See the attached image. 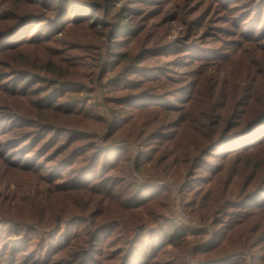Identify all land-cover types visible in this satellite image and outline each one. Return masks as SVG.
<instances>
[{
  "label": "rangeland",
  "instance_id": "374dc122",
  "mask_svg": "<svg viewBox=\"0 0 264 264\" xmlns=\"http://www.w3.org/2000/svg\"><path fill=\"white\" fill-rule=\"evenodd\" d=\"M48 1L50 2L27 0V11H33L36 17L28 20L18 36L11 35L6 39H17L12 40V43L28 40L30 44L22 45L25 42L20 41L13 47L20 49L18 52L15 49L0 55V61H4L8 66L0 62V179L11 183V187L1 193L3 196L0 198L1 217L9 216L25 220L29 224H36L34 213L25 212V202L32 199L38 184V197L44 193L41 186H45L55 191L67 190L74 198L79 199L78 197H85L80 191L81 188L70 189L71 187H66L67 185L101 183L103 179L101 170L94 168V163L96 160L101 163L99 158L103 160L109 157L108 150H104L106 149L104 147L111 143L105 141L109 129L104 120L113 117L110 112L118 108L122 109L116 104L117 101L113 100L125 95L121 89L125 80L111 82L109 77L98 79L102 70L100 53L105 52V59L109 60L115 53L129 51L133 56L144 48H151L149 55L152 56L142 62V65H155L159 67L157 69L164 66L172 67L166 68L163 72L173 75V79L185 76L189 69L199 66V62L191 60L187 63L185 60H189L191 56L203 57V55L212 58L207 60L209 66H217L215 70H220L223 74L229 72L231 76L248 79L251 71L256 69L264 75V0H115L102 10V12L110 11V15L107 17L98 15V19L114 20L115 15L118 19L114 21L117 22L120 19L117 16L120 11L126 8L134 11L139 9V14L134 15L133 20L124 21L135 26L137 30L130 36H125L124 31L120 34H110L106 43L103 42V38L109 34L108 28L89 23L97 12L102 13L100 10L87 8L85 2L79 4L78 8V3L74 2L69 12L54 21L59 15L56 14V9L62 0ZM4 3L5 1L0 0V5ZM77 10L83 14L80 19H74ZM0 16L4 18V22L0 21V23L14 21L9 18L8 12L0 10ZM48 26H51V29ZM47 34H52L53 39L46 40ZM122 40L123 42L119 44L118 41ZM166 43H169L170 50L161 54V49ZM47 52L55 56L58 69L62 71L76 65L73 68L79 73L76 84L49 88L51 84L46 82V77L52 79L54 74H46L43 79L39 76L30 78L26 85L23 79L26 75L24 72L14 74L15 72L9 70L14 69L15 62L38 66ZM169 61L175 64H170ZM140 67H136L129 74V78L133 81L139 80L144 75ZM25 70L34 71V68ZM29 86L32 88L28 89ZM73 89L80 91L73 92ZM169 91L175 92L173 88ZM173 99L178 102L180 100L177 97ZM79 138L81 140H77ZM86 147L89 149L87 153L76 154L81 148ZM24 156H27V159L22 160ZM85 157L91 160V164L87 167L88 162H85ZM205 160L213 166L222 164L219 158L211 155L206 156ZM18 163L24 164L23 169L15 166ZM171 186L172 196L165 197L161 203L171 204L174 213L164 212L160 215L163 216L160 220L161 225L144 230L139 227L135 234V224L132 220L124 221L121 218L123 221L121 219L120 221L126 228L115 227L113 236H110L112 231L106 229L97 241H83L82 248L92 249V254L89 253V261L98 264L97 261L104 259V264L123 263L131 245L130 263L132 264H148L142 261L143 259H147L150 263L154 259L157 264H201L199 258L205 259V257L194 255L191 250L195 245H207L212 241L211 233L220 225H210V235L204 232L198 234L202 232L200 230L196 232L188 230L186 239L189 242H185L184 235L180 239L182 245L178 247L164 243V231L170 223L191 227L197 222V219L193 220L191 213L185 208L182 196L179 194L180 186L174 184ZM198 187L200 186L196 188ZM47 210L46 208L43 210L42 219L47 218ZM163 211L165 208L158 210L159 213ZM86 213L79 202L77 208L68 213H64L61 209L52 215L55 219L53 227L49 228L48 232L39 234L31 232L33 230L30 231L25 226H18L13 230L14 226L0 224V232H2L0 256H5L0 259V264H15L17 259L21 260V264H37L36 260L41 257L45 259L46 255L50 257L43 264H51L49 261H54L59 255L63 240L69 239L70 235H79L77 237L79 238L83 234L84 225L87 220L90 221L84 215ZM132 215L133 213L129 216ZM221 217L229 219L227 216ZM119 218L118 214L107 217L104 212L96 219L106 221ZM51 223V220L42 221L44 226H50ZM19 231L24 237H18ZM45 240H48L46 248L40 247ZM18 243L25 244L15 250L14 247ZM49 243H52L51 247L57 245L52 252L47 251ZM29 245L32 246L29 248ZM254 249L244 255L248 264H263L261 260L264 251ZM38 251L40 252L38 255L42 254V256L35 258ZM98 251L102 253L99 254ZM226 251L212 252V256L224 258L208 263L229 264L234 261L231 257H234L236 252L225 256ZM117 253V258L112 259L111 257ZM67 257L72 258L74 254L68 253Z\"/></svg>",
  "mask_w": 264,
  "mask_h": 264
},
{
  "label": "trees",
  "instance_id": "16d2710c",
  "mask_svg": "<svg viewBox=\"0 0 264 264\" xmlns=\"http://www.w3.org/2000/svg\"><path fill=\"white\" fill-rule=\"evenodd\" d=\"M3 1L5 3L0 5V10L8 12L9 18L14 21L0 23V55L15 50L16 48L13 47L23 41L12 43V40L17 39L7 40L6 37L11 35L13 37L16 34L18 36L28 20L36 17L33 11H27V0ZM113 1L115 0L91 2L62 0L57 6L58 9L54 8L56 14H59L54 21L69 12L74 2L78 3L77 7L85 2L87 8L102 12ZM46 2L50 1L46 0ZM138 12L139 9L134 11L126 8L118 13L120 19L117 22L114 21L118 19L115 15L114 20L98 19V15L109 16L110 11L97 12L88 20L89 23L91 22L90 25L96 23L108 28L109 34L103 38V42L106 43L110 34H120L124 31L125 36H130L136 31L135 26L124 21L132 19L134 15L139 14ZM82 16L83 14L77 10L74 19H80ZM3 20L4 18L0 16V21L4 22ZM48 28L51 29V26ZM51 35L47 34L46 40L49 38L52 40ZM23 42L25 43L22 45L30 44L28 40ZM118 42L121 44L123 40ZM168 45L169 43L164 44L161 54L170 50ZM19 50L16 49V52ZM150 52L151 48H144L133 56L129 51L115 53L109 60L105 59V52L99 54L102 70L98 79L109 77L111 82L125 80L121 87L125 95L113 100H116V104L122 109L118 108L110 112L113 117L104 120L109 129L105 141L111 143L104 147L106 148L104 150H108L109 157L103 160L99 158L101 163L97 160L94 163V168L101 170L100 174L103 177L101 183L67 185L66 187H71L70 189L81 188L80 191L85 197H78L79 199L74 198L67 190L55 191L45 186H41L44 193L38 197V184L32 199L25 202V212L35 215L33 218L37 223H33L34 225L14 217L0 216V224L14 226L13 230L18 226H25L30 231L33 230L31 231L33 233H45L53 227L55 222L53 214L61 209L64 213H68L77 208L79 202L87 211L84 215L90 221L87 220L83 227L84 232L79 238H77L79 235H70L69 239L62 241L64 243L60 245V248L62 246L61 249L59 248L60 253L54 261H49L51 264H95L89 261V253L92 254V249L81 247L83 241H97L106 229L112 231L110 236H113L115 227L126 228L123 220H132L135 224V234L139 227L144 230L161 225L160 220L163 216L160 215L164 212L174 213L171 204L161 203L165 197L172 196V184L180 186L179 194L182 196L185 208L191 213L193 220L197 219V222L191 227L170 223L164 231V243L181 246L180 239L184 235L185 242H189L186 239L188 230L191 232L200 230L202 232L198 234L204 232L210 235V225L218 224L220 226L211 233L212 241L207 245H195L191 250L192 254L205 257V259L199 258L201 264L224 258L212 256V252L223 253L227 250L225 256L236 252L235 256L231 257L234 261L229 264H248L244 256L247 252H252L254 248L264 251V75L256 69L251 71L248 79L231 76L229 72L223 74L220 70H215L217 66H209L207 60L212 58L203 55V57L191 56L189 60H185L187 63L191 60L199 62V66L189 69L185 76L173 79V75L163 72L166 68L172 67L164 66L160 68L161 71L155 65H142V62L152 56L149 55ZM0 62L7 66L4 61ZM168 63L175 64L173 61ZM138 66H141V73L144 75L139 80L133 81L129 78V74ZM13 67L14 69L9 70L15 72L14 74L17 72L26 74L23 77L26 85L30 78L39 76L43 79L46 74H54L52 79L46 77V82L51 84L49 88L74 85L78 82L79 73L73 69L76 65L62 71L58 69L55 56L50 52L45 54L38 66L15 62ZM29 68H34V71L25 70ZM158 73L163 75H157ZM149 82L152 84H146ZM159 82L163 83L159 84ZM170 88L175 92H170ZM79 91L80 89H73V92ZM176 97L180 98L179 102L174 101L173 98ZM88 151V147L81 148L76 154L83 155ZM208 155L219 158L222 164L214 166L209 164L205 160ZM86 158L88 157L84 159ZM25 159L27 156L22 160ZM85 162H88L86 167L91 164L89 159ZM15 166L23 169L24 164L18 163ZM197 186L200 187L196 188ZM9 187H11L10 181L0 179V198L3 197L2 191ZM45 208L48 209L47 218L42 219L41 214ZM162 208H165V211L159 213L158 210ZM104 212L107 217L118 214L120 218L106 221L96 219ZM131 213L133 215L129 216ZM24 216L29 218L27 215ZM158 216L159 220H157ZM221 216H227L229 219H223ZM43 220H51L52 223L50 226H44ZM193 227L196 229L194 230ZM20 232L17 233L18 237L23 236ZM222 241L224 243H221ZM47 242L48 240H45L40 247L46 248ZM216 242L218 243L213 246ZM24 244L18 243L14 247L15 250ZM51 244L49 243L48 252H52L57 246L55 244L51 247ZM31 246L29 245V248ZM71 252L74 257L68 258L67 254ZM38 254L39 251L34 257L42 256ZM117 256L118 253L111 258L116 259ZM126 256L124 262L120 264H132L130 263L131 245ZM2 257L5 256L1 255L0 259ZM49 257L50 255H46L45 259L41 257L36 262L46 263ZM185 259H187L186 254ZM142 261L157 264L154 259L151 263L147 259ZM261 262L264 264V254ZM21 263L19 259L15 262V264ZM97 263L104 264V259Z\"/></svg>",
  "mask_w": 264,
  "mask_h": 264
}]
</instances>
